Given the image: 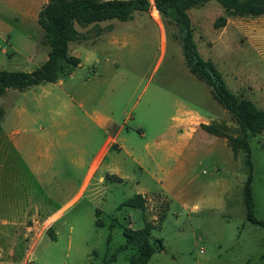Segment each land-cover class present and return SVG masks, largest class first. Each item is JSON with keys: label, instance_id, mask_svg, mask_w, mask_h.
Masks as SVG:
<instances>
[{"label": "rangeland", "instance_id": "374dc122", "mask_svg": "<svg viewBox=\"0 0 264 264\" xmlns=\"http://www.w3.org/2000/svg\"><path fill=\"white\" fill-rule=\"evenodd\" d=\"M43 1L25 11V0H0V70L30 72L45 61ZM148 1V11L128 21L99 22V35L92 24H77L86 36L69 45L78 65L63 63L54 82L1 96L0 125L25 129L28 157L27 255L20 262L18 244L13 264H101L125 242L124 229L146 224L155 252L145 264H264V228L246 219L244 153L234 155L200 124L225 122L232 135L238 126L187 69L178 27ZM187 12L202 59L231 92L264 109V16L229 15L214 0ZM220 16L225 24L215 27ZM186 129H196L187 141ZM50 144L55 159L37 171L33 156ZM249 144L254 216L264 220V129ZM4 158L12 183L0 189L8 199L19 196V155ZM60 180L69 183L58 187ZM137 193L145 196L142 210L123 205ZM110 264H142L140 250L122 251Z\"/></svg>", "mask_w": 264, "mask_h": 264}, {"label": "trees", "instance_id": "16d2710c", "mask_svg": "<svg viewBox=\"0 0 264 264\" xmlns=\"http://www.w3.org/2000/svg\"><path fill=\"white\" fill-rule=\"evenodd\" d=\"M209 0H154V8L169 23L178 27L179 38L184 61L189 72L204 81L210 88L217 102L230 113L238 126L236 135L230 134V127L225 122L201 123L205 132L226 139L228 147L234 155L238 151L244 153V163L247 168V179L243 186V201L246 209V219L264 228V220L254 216V200L251 192L253 165L249 140L260 134L264 129V109L231 92L219 71L212 62L205 61L200 56L192 37L191 20L187 10L202 6ZM227 14L236 16H264V0H214ZM148 0H47L37 13V22L43 30L41 43L49 47L45 61L30 72L0 70V98L8 88L25 90L30 86L44 82H54L58 78L61 65L69 63L78 65L79 58L70 54L69 45L80 42L86 36L76 25L82 27L92 24L95 34L102 29L99 22L116 19L128 21L135 12L148 11ZM226 18L220 16L214 23L215 27L225 24ZM3 109L0 108V122ZM125 206L142 210L145 206V196L137 193L127 199ZM151 224L141 229H124L125 242L113 253L105 255L101 264H110L117 255L131 247L140 250L142 264H145L155 248L149 239ZM110 236H108V241ZM163 246L159 245L158 250Z\"/></svg>", "mask_w": 264, "mask_h": 264}, {"label": "crops", "instance_id": "0c3cea01", "mask_svg": "<svg viewBox=\"0 0 264 264\" xmlns=\"http://www.w3.org/2000/svg\"><path fill=\"white\" fill-rule=\"evenodd\" d=\"M36 0H25V11L29 8V3H32ZM44 0L40 7L46 2ZM39 7V9H40ZM24 112V109L18 110L17 117L20 118L21 114ZM189 113V110L186 111ZM192 113V111H190ZM194 114V113H193ZM2 124V123H1ZM44 129V127H41ZM187 130V129H186ZM196 129L194 131H185L183 133V139L186 141L193 138ZM25 133V129L19 127V125L13 123L9 128H2L0 125V188L5 185V182H11L10 178L6 176V169L5 165L2 163L6 161L8 155L13 152L18 153L19 155V180L15 177V191L19 189V196L14 195V197H9L8 199H4L2 197V193H5V188L1 193L0 189V264H13V260L17 257V246L19 244V255L20 262L23 260L24 257L27 255V247L23 246V252L21 250L22 240L24 243L26 242V237L28 233V188H27V168H28V157L24 150V140L23 134ZM26 139V138H25ZM50 145H44L43 150H37L36 154L33 156V159H37L35 168L37 171L43 170L41 166L43 164L49 165L55 159L53 153H51ZM104 148V147H103ZM103 153V149L100 150L99 154ZM1 156H4L3 158ZM73 166H74V156L72 158ZM35 170V171H36ZM18 175V174H16ZM9 176V175H8ZM171 178L165 172L163 173L162 180L160 183L163 186L165 192H167L170 186V182H168ZM5 181V182H4ZM60 185L58 187L64 188L66 183H69V180H60ZM12 183V182H11ZM178 199L180 200L181 204L183 205V189ZM10 195V194H9ZM76 199V195L69 200L68 205L70 202H73ZM65 208V207H64ZM58 210L57 213L53 215H48L50 218H56L59 213L62 211ZM46 216V217H48ZM39 217H33V219Z\"/></svg>", "mask_w": 264, "mask_h": 264}, {"label": "built area", "instance_id": "2783aa9c", "mask_svg": "<svg viewBox=\"0 0 264 264\" xmlns=\"http://www.w3.org/2000/svg\"><path fill=\"white\" fill-rule=\"evenodd\" d=\"M202 251V250H201Z\"/></svg>", "mask_w": 264, "mask_h": 264}]
</instances>
